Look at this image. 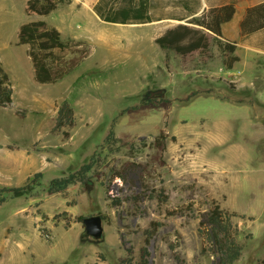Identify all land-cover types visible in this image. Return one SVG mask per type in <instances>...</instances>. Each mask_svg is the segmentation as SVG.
<instances>
[{
  "label": "rangeland",
  "instance_id": "obj_1",
  "mask_svg": "<svg viewBox=\"0 0 264 264\" xmlns=\"http://www.w3.org/2000/svg\"><path fill=\"white\" fill-rule=\"evenodd\" d=\"M96 2L106 16L127 6V0H67L41 16L27 11V0H0V66L13 87V103L0 106V185H24L42 172L30 194L0 204V264H143L146 246L149 264H215L214 255L202 253L208 246L199 233L214 202L236 213L243 245L236 264H258L264 86H241L224 73L231 53L214 36L207 49L182 57L137 38L127 22L100 21ZM34 19L89 48L55 83L37 81L29 47L18 43L21 25ZM162 88L167 101L157 94L158 103H142L149 90ZM193 90L209 92L184 101ZM64 99L76 115L69 138L53 130ZM114 119L121 141L107 142ZM161 132L164 148L156 140ZM92 155L87 181L64 193L47 191L52 178ZM94 214L103 215L104 236L82 240L78 217Z\"/></svg>",
  "mask_w": 264,
  "mask_h": 264
},
{
  "label": "trees",
  "instance_id": "obj_2",
  "mask_svg": "<svg viewBox=\"0 0 264 264\" xmlns=\"http://www.w3.org/2000/svg\"><path fill=\"white\" fill-rule=\"evenodd\" d=\"M67 0H27V11L41 16L49 15L60 3ZM99 15H103L101 9L95 7ZM235 6L227 4L220 7H212L197 17L191 18L188 23H181L165 31L164 34L155 39L156 43L165 49H173L178 54L187 55L195 50H205L210 45L209 35L214 36L220 42L221 47L229 53L227 68H232L238 60L233 55L236 45L227 40H221L222 24L233 18ZM107 20L126 22L127 12L122 9L118 14L105 16ZM243 33H251L264 27V2L248 8L245 18L241 23ZM75 42L82 45L81 41L64 39L60 30L50 25L45 19H34L21 25L19 30L18 43L28 45V54L35 68L36 79L40 83H55L68 75L88 55L89 48L86 46L72 47ZM71 53L73 54L72 56ZM209 90H193L184 101H190L196 96ZM167 101L161 97L160 102ZM158 103L155 97L144 100L143 104ZM13 103V87L8 73L0 66V106L6 107ZM138 106H130L123 109V115L130 109H137ZM21 116L24 113L19 112ZM117 118V117H116ZM114 119L106 136L107 142L121 141L115 134ZM76 125L74 108L68 99H64L58 106L55 131L62 130L65 138H69V130ZM166 136L161 132L156 137L157 145L164 148ZM94 155L90 160L82 164L77 170L66 175L52 178L46 189L50 193H64L69 186L77 183H84L89 178L94 163ZM42 172H37L24 185L2 186L0 185V204L8 198L21 197L30 194L36 186L41 184ZM236 215L222 208L219 203L214 202L212 207L204 214L200 222L199 233L204 243L208 246L202 253H211L216 258L215 264H236L242 254L243 245L238 236L240 229L233 220ZM84 217L79 216L78 220ZM203 226V227H202ZM148 247L142 249L143 264H149ZM258 264H264V259Z\"/></svg>",
  "mask_w": 264,
  "mask_h": 264
},
{
  "label": "crops",
  "instance_id": "obj_3",
  "mask_svg": "<svg viewBox=\"0 0 264 264\" xmlns=\"http://www.w3.org/2000/svg\"><path fill=\"white\" fill-rule=\"evenodd\" d=\"M98 2L95 3V7L98 5L103 13L104 7L99 6ZM263 2L264 0H127V24H125L135 27L132 31L136 33L134 36L137 38L155 40L167 29L188 23L191 18L201 15L212 7L233 4L235 14L231 20L222 24L221 40L236 45L233 55H236L238 60L224 73L228 76L234 75L241 86L258 84L264 86V27L251 33H243L241 26L248 8ZM97 16L100 21L101 18L107 21L106 15ZM158 49L165 50L161 46ZM240 62L243 63V67L235 69Z\"/></svg>",
  "mask_w": 264,
  "mask_h": 264
},
{
  "label": "water",
  "instance_id": "obj_4",
  "mask_svg": "<svg viewBox=\"0 0 264 264\" xmlns=\"http://www.w3.org/2000/svg\"><path fill=\"white\" fill-rule=\"evenodd\" d=\"M159 94L161 97L165 95V89H156L149 90L146 93V98L153 97ZM82 223L84 225V231L82 233V240L85 239H94L100 240L104 236V225H103V215L94 214L85 216L82 219Z\"/></svg>",
  "mask_w": 264,
  "mask_h": 264
}]
</instances>
